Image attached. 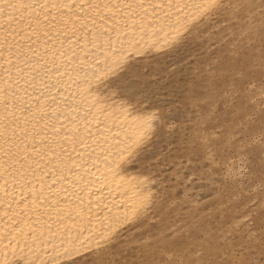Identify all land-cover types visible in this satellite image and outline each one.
<instances>
[{
  "label": "snow or ice",
  "instance_id": "6c2138e0",
  "mask_svg": "<svg viewBox=\"0 0 264 264\" xmlns=\"http://www.w3.org/2000/svg\"><path fill=\"white\" fill-rule=\"evenodd\" d=\"M0 264H264V0H0Z\"/></svg>",
  "mask_w": 264,
  "mask_h": 264
}]
</instances>
